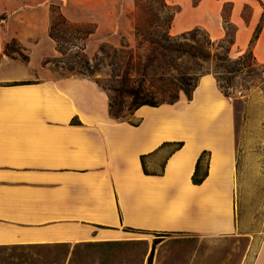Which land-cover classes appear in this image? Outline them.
<instances>
[{
	"label": "crops",
	"instance_id": "crops-1",
	"mask_svg": "<svg viewBox=\"0 0 264 264\" xmlns=\"http://www.w3.org/2000/svg\"><path fill=\"white\" fill-rule=\"evenodd\" d=\"M8 1L0 0V250L125 243L141 230L204 243L234 235V192L250 162L264 154V134L248 128H262V120L238 123L212 73L199 77L190 99L139 106L131 119L111 118L108 94L93 78L54 70L48 60L57 51L47 24L33 17L31 0L17 8ZM199 2L211 7L201 26L213 40L224 36L223 3H232L236 31L229 54L242 53L264 5ZM245 4L252 8L247 21L240 15ZM11 41L19 51L7 54ZM252 52L264 64V20ZM170 141L183 145L159 148ZM203 150L209 152L207 175L193 184ZM140 155L148 169L161 160L150 170L158 173L145 174ZM217 203L221 209L214 210ZM219 254L205 249L200 264H224L213 263ZM9 258L0 264L32 260ZM251 264H264V237Z\"/></svg>",
	"mask_w": 264,
	"mask_h": 264
},
{
	"label": "rangeland",
	"instance_id": "rangeland-1",
	"mask_svg": "<svg viewBox=\"0 0 264 264\" xmlns=\"http://www.w3.org/2000/svg\"><path fill=\"white\" fill-rule=\"evenodd\" d=\"M24 1L27 2V0H9L8 7L17 8L23 5ZM164 1L169 10L173 12L169 28L171 35H177L194 28L206 31L201 26V20L203 17L209 19V10L211 9L209 5L200 2L194 3L192 0ZM258 1V5H264L260 0ZM136 3L137 0H31L32 8L37 10V14L33 17L39 24L46 23L48 27L50 9L56 6L69 21L93 31L83 40L90 64L95 63L94 55L98 52L100 45L117 46L120 42L127 43L131 47L138 45L140 39L134 35L132 28L138 15ZM251 9V7L247 9L244 5L241 6V17L250 16ZM230 11L229 13L223 11L222 5L224 35L226 31L230 32L233 27L236 31L235 24L229 18ZM227 13L228 23H225L223 14ZM263 16L264 11H261L259 19ZM194 35L195 38H201L198 33H194ZM87 43L88 49L86 48ZM223 46V42L215 40L209 48L210 53L222 54ZM11 47L14 49L12 51H19L16 44H11ZM143 48L144 45L140 51ZM20 55L23 54L20 53ZM57 56H59L58 53ZM98 57L96 62H100L103 56L99 53ZM52 65L54 70L61 73L53 63ZM261 70L262 67H258V73L236 74L231 85L225 87L238 123H243V120L247 118L262 120V128L257 126L248 128L250 134H259V131L264 134V72ZM108 73L109 66L104 61L98 65L92 78L93 80L102 79L108 76ZM106 93L108 94L107 91ZM185 98L182 92L179 93L178 100ZM123 115L125 119H131L126 107ZM168 150V148L165 149V151ZM250 163L246 169L247 173L240 176L242 181L234 192L233 208L236 232L232 236L204 243L195 237H181L173 234L158 235L154 232L141 230L130 232L129 234L137 239L125 243L0 250V260L6 262L10 259V254H23L25 257L32 258L29 262L31 264H200L205 249L215 248L220 254L217 258L215 257L213 263L251 264L264 237V154L261 158ZM160 164L161 160L158 159L149 165V170H158ZM159 240H165V242L156 243L153 246V242ZM15 257L13 256V261L16 260Z\"/></svg>",
	"mask_w": 264,
	"mask_h": 264
},
{
	"label": "trees",
	"instance_id": "trees-1",
	"mask_svg": "<svg viewBox=\"0 0 264 264\" xmlns=\"http://www.w3.org/2000/svg\"><path fill=\"white\" fill-rule=\"evenodd\" d=\"M192 1L198 3L200 0ZM136 6L138 15L132 28L134 35L140 39L138 45L131 47L124 42L117 46L100 45L94 55V64H90L83 44L86 36L93 31L69 21L58 7L50 9L48 36L54 42L59 56L48 61L63 74H80L91 78L98 65L105 61L109 66L108 76L94 81L108 92V114L111 118L125 119V107L132 114L142 105L173 104L178 101L181 92L190 99L199 77L205 73L214 75L221 93L229 98L225 87L231 85L236 74L258 73V67H262L261 71L264 72V64L258 63L252 52L264 16L256 24L247 48L236 57H231L229 50L234 43L235 27L218 40L224 43L223 53L211 54L209 48L215 40L206 31L194 28L177 35L169 33L173 12L164 0H137ZM244 7L250 9L247 4ZM231 8V2L223 3V11L229 13ZM228 13L223 14L225 23H228ZM248 17L242 16L245 21ZM194 33L200 34L201 38H195ZM11 44L15 42L5 44V53L14 52ZM99 53L103 57L100 62H96ZM182 145V141H170L161 143L159 148L167 147L175 151ZM144 159L145 155H140L142 171L145 174L158 173L150 171ZM208 159L209 152L206 150L197 157L191 175L193 184H200L206 177Z\"/></svg>",
	"mask_w": 264,
	"mask_h": 264
},
{
	"label": "bare ground",
	"instance_id": "bare-ground-1",
	"mask_svg": "<svg viewBox=\"0 0 264 264\" xmlns=\"http://www.w3.org/2000/svg\"><path fill=\"white\" fill-rule=\"evenodd\" d=\"M213 209H214V210H219V209H221V205H220L219 203H217V204H215V205L213 206Z\"/></svg>",
	"mask_w": 264,
	"mask_h": 264
}]
</instances>
